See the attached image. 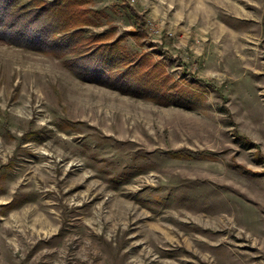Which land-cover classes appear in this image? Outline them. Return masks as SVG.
<instances>
[{
	"label": "rangeland",
	"instance_id": "rangeland-1",
	"mask_svg": "<svg viewBox=\"0 0 264 264\" xmlns=\"http://www.w3.org/2000/svg\"><path fill=\"white\" fill-rule=\"evenodd\" d=\"M83 1L0 33V264H264V0Z\"/></svg>",
	"mask_w": 264,
	"mask_h": 264
},
{
	"label": "trees",
	"instance_id": "trees-1",
	"mask_svg": "<svg viewBox=\"0 0 264 264\" xmlns=\"http://www.w3.org/2000/svg\"><path fill=\"white\" fill-rule=\"evenodd\" d=\"M83 4V0H59L53 2L30 0L28 5L30 9L26 10L28 6L23 5L21 0H0V33L12 31L16 36L15 29L18 32L20 30V34L32 33L35 39L32 38L30 40L28 38V41L33 42L35 48L47 50L50 53H69L72 49V44H74V39L65 37L64 34L71 29L95 24L93 19L89 17V14L93 13L92 10L84 8ZM128 6L131 14L135 18H140L139 14L130 5ZM128 6L126 5V7ZM144 35L145 31H143L141 25L135 22L132 29L125 31L113 43L102 44L103 49L100 50L99 58H103L105 61L102 59V64L98 66L106 69L111 65V62L116 60L114 43L119 42L125 36L138 39ZM22 38L25 39V36ZM28 41L24 43L25 46L28 44ZM91 68L89 65L85 66L83 73L91 74ZM84 76L86 77V75ZM102 78L105 77L101 75ZM105 82L111 86V82L108 80ZM184 152V150H178L174 152V155L190 157L193 154L190 151ZM257 156L261 155L257 154Z\"/></svg>",
	"mask_w": 264,
	"mask_h": 264
},
{
	"label": "built area",
	"instance_id": "built-area-1",
	"mask_svg": "<svg viewBox=\"0 0 264 264\" xmlns=\"http://www.w3.org/2000/svg\"><path fill=\"white\" fill-rule=\"evenodd\" d=\"M145 27L147 29V32H148V37L149 38H153L155 41L154 42H158V43H161V33H160V29L158 28V26L150 21V20H147L145 21ZM171 36V35H169Z\"/></svg>",
	"mask_w": 264,
	"mask_h": 264
},
{
	"label": "crops",
	"instance_id": "crops-1",
	"mask_svg": "<svg viewBox=\"0 0 264 264\" xmlns=\"http://www.w3.org/2000/svg\"><path fill=\"white\" fill-rule=\"evenodd\" d=\"M139 14V13H138ZM133 26H134V23H133ZM133 26H132V28H133ZM132 28H130V29H132ZM130 29H128V30H130ZM128 30H126V31H128ZM125 32V31H124ZM123 32V33H124ZM123 33L121 34V35H119V36H122L123 35ZM119 36H117V37H119ZM116 40V39H115Z\"/></svg>",
	"mask_w": 264,
	"mask_h": 264
},
{
	"label": "bare ground",
	"instance_id": "bare-ground-1",
	"mask_svg": "<svg viewBox=\"0 0 264 264\" xmlns=\"http://www.w3.org/2000/svg\"><path fill=\"white\" fill-rule=\"evenodd\" d=\"M179 6V5H178Z\"/></svg>",
	"mask_w": 264,
	"mask_h": 264
}]
</instances>
